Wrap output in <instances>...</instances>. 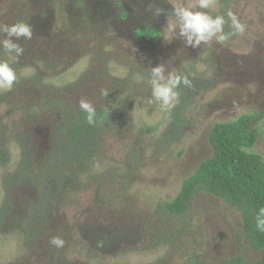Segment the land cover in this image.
I'll return each instance as SVG.
<instances>
[{
    "label": "rangeland",
    "instance_id": "rangeland-1",
    "mask_svg": "<svg viewBox=\"0 0 264 264\" xmlns=\"http://www.w3.org/2000/svg\"><path fill=\"white\" fill-rule=\"evenodd\" d=\"M230 2L228 12L247 25L245 33L192 48L172 37L167 23L173 6L196 0H157L159 17L149 10L152 0H0V24L33 28L32 39L16 41L23 55L10 56L19 79L0 93V264L261 259L241 213L226 201L197 191L185 214L165 207L213 155L208 136L216 123L255 115L259 137L249 151L264 157V0ZM219 9L211 0L195 10L215 17ZM227 19L225 33L232 31ZM160 64L191 81L177 89L179 99L189 95V106L179 137L166 147L174 107L147 103L148 69ZM82 98L104 113L96 155L104 171L94 173L92 164L78 189L68 184L53 195L54 205L44 206L34 180L54 146L62 103L79 108ZM53 236L65 240L63 248L49 243Z\"/></svg>",
    "mask_w": 264,
    "mask_h": 264
},
{
    "label": "trees",
    "instance_id": "trees-1",
    "mask_svg": "<svg viewBox=\"0 0 264 264\" xmlns=\"http://www.w3.org/2000/svg\"><path fill=\"white\" fill-rule=\"evenodd\" d=\"M219 2L220 9L214 16L220 15L226 20L231 2ZM10 56L0 54V61L6 60L19 79V67ZM180 95L179 102L173 108L172 120L164 132L165 147L179 137L186 121L189 95ZM62 105V121L55 135L54 146L34 180L40 193L39 200L48 207L55 204L53 195L68 188V184L74 190L79 188L81 174L96 161L97 147L106 123L100 108H96L95 125L90 126L80 108L70 103ZM255 119L253 114H244L233 121L216 123L208 136L213 155L201 162L195 173L182 182L174 200L165 203L169 214L183 215L189 209L194 194L205 191L239 210L245 235L253 248L261 250L262 257L255 263L232 257L222 264H264V233L256 230L254 219L259 208L264 207V157L249 151L259 137L258 130L254 128ZM4 155L7 160V153Z\"/></svg>",
    "mask_w": 264,
    "mask_h": 264
},
{
    "label": "clouds",
    "instance_id": "clouds-1",
    "mask_svg": "<svg viewBox=\"0 0 264 264\" xmlns=\"http://www.w3.org/2000/svg\"><path fill=\"white\" fill-rule=\"evenodd\" d=\"M211 0H196L195 4L189 6H173L170 13L172 19L168 20L167 32L174 38H183L185 46L198 48L201 44H211L213 41L223 44L232 36L243 35L247 25L242 23L238 17L231 11L227 16L231 20L232 31L225 33L224 25L226 20L223 16L213 17L205 11L195 10L207 9L210 7ZM149 10L153 12L154 17H159L164 9L157 6V0H152ZM169 16V14H168ZM0 33L4 34V39H0V48L5 54H15L16 57L23 55V47L16 41L21 38L30 40L33 36V28L24 21L14 24H0ZM148 83L151 86V97L147 100L148 104L157 103L164 111L175 107L179 102V92L177 89L181 84L191 86V81L187 76L167 71L163 64L148 69ZM137 82L143 81L142 75H137ZM18 77L16 71L6 61H0V93L9 92L13 89ZM107 90H101V95L107 97ZM80 110L86 114L85 119L88 125L93 126L96 123L97 110L95 105L86 99H80ZM105 165L96 160L92 165L94 173L104 171ZM255 227L259 232L264 233V207L259 208L255 214ZM49 243L59 249L65 245V240L61 236H53Z\"/></svg>",
    "mask_w": 264,
    "mask_h": 264
}]
</instances>
